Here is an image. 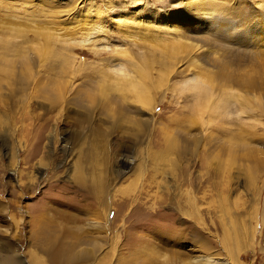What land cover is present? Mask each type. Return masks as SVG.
<instances>
[{
  "label": "rangeland",
  "instance_id": "obj_1",
  "mask_svg": "<svg viewBox=\"0 0 264 264\" xmlns=\"http://www.w3.org/2000/svg\"><path fill=\"white\" fill-rule=\"evenodd\" d=\"M0 264H264V0H0Z\"/></svg>",
  "mask_w": 264,
  "mask_h": 264
},
{
  "label": "bare ground",
  "instance_id": "obj_2",
  "mask_svg": "<svg viewBox=\"0 0 264 264\" xmlns=\"http://www.w3.org/2000/svg\"><path fill=\"white\" fill-rule=\"evenodd\" d=\"M84 44V43H83ZM122 71V70H121ZM118 72V71H117ZM120 72V71H119ZM123 72V71H122ZM126 72V71H125ZM62 74L63 73H61V74H59V76L61 75L62 76ZM75 74V73H74ZM85 74V73H84ZM84 74H83V76H84ZM90 78V77H89ZM117 87H118V85H117ZM140 97H143V95H141ZM143 99V101L145 102V103H148L149 102V99L148 98H146V97H143L142 98ZM246 99H249V98H246ZM251 99V98H250ZM249 99V100H250Z\"/></svg>",
  "mask_w": 264,
  "mask_h": 264
}]
</instances>
